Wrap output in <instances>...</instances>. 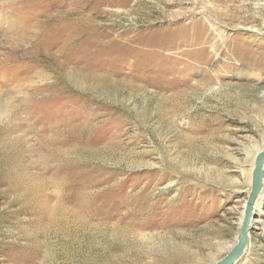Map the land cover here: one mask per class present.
I'll return each mask as SVG.
<instances>
[{
    "label": "rangeland",
    "instance_id": "obj_1",
    "mask_svg": "<svg viewBox=\"0 0 264 264\" xmlns=\"http://www.w3.org/2000/svg\"><path fill=\"white\" fill-rule=\"evenodd\" d=\"M38 1L0 0V264H216L264 147V0ZM263 190L236 264H264Z\"/></svg>",
    "mask_w": 264,
    "mask_h": 264
},
{
    "label": "water",
    "instance_id": "obj_2",
    "mask_svg": "<svg viewBox=\"0 0 264 264\" xmlns=\"http://www.w3.org/2000/svg\"><path fill=\"white\" fill-rule=\"evenodd\" d=\"M264 179V147L258 151L252 170V183L244 210V219L240 226L237 242L234 248L216 264H236L248 247V232L252 225L255 203L260 196Z\"/></svg>",
    "mask_w": 264,
    "mask_h": 264
},
{
    "label": "bare ground",
    "instance_id": "obj_3",
    "mask_svg": "<svg viewBox=\"0 0 264 264\" xmlns=\"http://www.w3.org/2000/svg\"><path fill=\"white\" fill-rule=\"evenodd\" d=\"M27 1V0H26ZM44 2V0H41L40 2L38 1L37 2V5L39 6V7H41V2ZM55 1V0H54ZM212 2V1H211ZM260 2V1H259ZM30 4V3H29ZM47 4V3H46ZM49 4H50V2H49ZM26 5V4H25ZM34 5V4H33ZM37 5H36V7H37ZM27 6V5H26ZM29 6H31V5H29ZM205 6L207 7L208 5L205 3ZM57 7V6H56ZM29 8V7H28ZM42 8V7H41ZM34 10V9H33ZM28 11V10H27ZM30 13H31V11H29ZM33 13V12H32ZM32 15V14H31ZM47 17V16H46ZM58 20H60L59 18L57 19V21ZM55 21V20H54ZM59 22V21H58ZM58 22H53L52 24H51V29L53 30V41H52V43H51V47H56L55 49H53V50H51V49H49V48H47V52L48 53H53L54 54V56H56V57H59L60 56V22L58 23ZM50 25V24H49ZM56 25V26H55ZM198 25V24H197ZM194 26V25H193ZM189 27V26H188ZM190 27H192V26H190ZM193 28V27H192ZM194 28L196 29V28H198L197 26H194ZM48 29V28H47ZM189 29V28H188ZM190 40V39H189ZM199 41V40H198ZM202 41V40H201ZM50 47V48H51ZM27 48V47H26ZM224 48V47H223ZM11 50H13L14 52L15 51H17V50H19L17 47H13V48H11ZM30 49L29 48H27V50H26V54H28V53H30ZM217 51V50H216ZM1 52V51H0ZM1 54V53H0ZM24 56V55H23ZM29 56H31V55H29ZM31 58V57H30ZM40 58V57H39ZM0 62H1V60H0ZM38 62V61H37ZM55 62V61H54ZM13 64H17V63H13ZM13 64H11V63H8V68H5L4 69V71H6V72H8L7 73V78L5 79L6 81L5 82H7V83H11V82H14L16 79L18 80L19 78H17L16 76H18V75H15V74H12V75H10V69L12 68L11 66H13ZM24 64V63H23ZM28 64V63H27ZM58 64V63H57ZM56 65V64H55ZM58 65H60V64H58ZM4 66V65H3ZM39 68V67H38ZM58 69V68H57ZM25 70V69H24ZM52 71V70H51ZM58 71V70H57ZM38 73H40V72H38ZM24 74V73H23ZM27 74V73H26ZM44 74V72H41V75H43ZM25 75V74H24ZM48 78V77H47ZM50 78V77H49ZM51 79V78H50ZM49 80V79H48ZM42 83H44L43 81H41ZM46 84V83H45ZM48 86V85H47ZM39 88H41V86H39ZM34 90V89H33ZM47 136V135H46ZM263 187H264V179H263V186H262V190H263ZM264 191V190H263ZM261 193H262V191H261ZM260 193V196H259V198L257 199V201H256V203H255V208H256V205L258 204V202H259V199H260V197H261V194ZM243 219H244V216H243V218H242V221H243ZM242 221H241V224H242ZM241 226V225H240ZM248 238H249V232H248ZM246 250H247V248H246ZM246 250H245V252H246ZM245 254V253H244ZM244 256V255H243Z\"/></svg>",
    "mask_w": 264,
    "mask_h": 264
}]
</instances>
